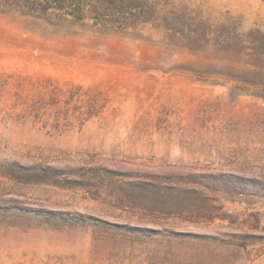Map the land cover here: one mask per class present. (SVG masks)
<instances>
[{"label":"rangeland","instance_id":"1","mask_svg":"<svg viewBox=\"0 0 264 264\" xmlns=\"http://www.w3.org/2000/svg\"><path fill=\"white\" fill-rule=\"evenodd\" d=\"M0 264H264V0H0Z\"/></svg>","mask_w":264,"mask_h":264}]
</instances>
